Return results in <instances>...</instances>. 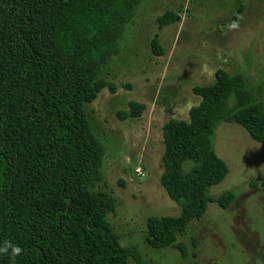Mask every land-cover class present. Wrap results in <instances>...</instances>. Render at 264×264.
<instances>
[{
	"label": "trees",
	"instance_id": "obj_1",
	"mask_svg": "<svg viewBox=\"0 0 264 264\" xmlns=\"http://www.w3.org/2000/svg\"><path fill=\"white\" fill-rule=\"evenodd\" d=\"M140 1L0 0V264H144L107 221L114 202L95 191L105 152L84 109L103 89L114 92L101 74ZM178 21L166 12L158 24ZM151 46L159 54L156 37ZM192 92L200 103L188 120L162 127L160 185L180 213L146 219L154 250L174 246L183 254L177 236L190 222L209 203L223 210L233 203L230 191L209 196L228 173L211 142L219 122L241 126L264 146V102L241 74L219 69L213 84ZM127 107L121 120L145 110L135 102Z\"/></svg>",
	"mask_w": 264,
	"mask_h": 264
},
{
	"label": "rangeland",
	"instance_id": "obj_2",
	"mask_svg": "<svg viewBox=\"0 0 264 264\" xmlns=\"http://www.w3.org/2000/svg\"><path fill=\"white\" fill-rule=\"evenodd\" d=\"M166 12L179 21L160 28ZM154 37L159 54L152 51ZM219 69L241 74L264 102V0H141L118 54L101 74L114 92L103 89L85 105L105 152L95 191L114 202L107 221L121 246L136 248L144 264H264V146L235 123L219 122L211 137L228 173L209 196L232 192L228 210L209 203L204 216L177 236L183 254L174 246L154 250L146 241L147 218L180 213L160 185L162 127L171 119L188 120L200 103L193 87L213 84ZM131 102L145 105L142 115L118 118Z\"/></svg>",
	"mask_w": 264,
	"mask_h": 264
},
{
	"label": "clouds",
	"instance_id": "obj_3",
	"mask_svg": "<svg viewBox=\"0 0 264 264\" xmlns=\"http://www.w3.org/2000/svg\"><path fill=\"white\" fill-rule=\"evenodd\" d=\"M233 27H235V25H233ZM0 251H6V249H0ZM20 249L19 248H13V254L14 255H18L20 253Z\"/></svg>",
	"mask_w": 264,
	"mask_h": 264
},
{
	"label": "built area",
	"instance_id": "obj_4",
	"mask_svg": "<svg viewBox=\"0 0 264 264\" xmlns=\"http://www.w3.org/2000/svg\"><path fill=\"white\" fill-rule=\"evenodd\" d=\"M137 174L140 175L141 174V171L140 169H137Z\"/></svg>",
	"mask_w": 264,
	"mask_h": 264
}]
</instances>
